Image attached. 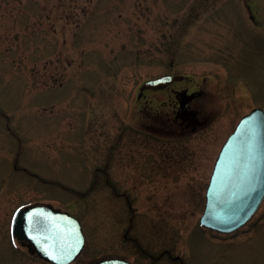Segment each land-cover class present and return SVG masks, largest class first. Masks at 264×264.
<instances>
[{"label": "rangeland", "instance_id": "rangeland-1", "mask_svg": "<svg viewBox=\"0 0 264 264\" xmlns=\"http://www.w3.org/2000/svg\"><path fill=\"white\" fill-rule=\"evenodd\" d=\"M164 74L185 81L137 98ZM184 88L203 90L195 105L210 122L184 134L144 131L150 112L175 107L172 89ZM255 107H264V0H0V264H52L10 235L14 211L38 203L81 219L86 244L72 264L118 255L264 264V205L252 231L214 239L199 225L221 145ZM126 124L115 158L158 163L140 185L133 162L113 164L123 173L111 181L139 207L123 240L131 212L114 207L123 198L106 204L93 173ZM165 249L180 259L154 262Z\"/></svg>", "mask_w": 264, "mask_h": 264}, {"label": "water", "instance_id": "water-1", "mask_svg": "<svg viewBox=\"0 0 264 264\" xmlns=\"http://www.w3.org/2000/svg\"><path fill=\"white\" fill-rule=\"evenodd\" d=\"M166 75L148 80L143 88L165 86L178 79ZM248 120H255L254 151L249 152L242 132ZM253 137L250 135L249 139ZM251 159V167L249 160ZM264 199V111L255 108L243 116L233 133L227 138L216 159L206 191V204L200 217L202 226L211 230L230 233L246 224ZM40 209L52 217L60 227L57 231H34L28 214ZM11 234L26 242L44 260L56 264H69L83 249L85 238L80 221L71 214L51 205L35 204L17 209ZM51 237V238H50ZM62 250H58L61 249ZM52 252L53 255H49ZM61 259H54V256ZM95 264H133L125 259H102Z\"/></svg>", "mask_w": 264, "mask_h": 264}, {"label": "flooded vegetation", "instance_id": "flooded-vegetation-1", "mask_svg": "<svg viewBox=\"0 0 264 264\" xmlns=\"http://www.w3.org/2000/svg\"><path fill=\"white\" fill-rule=\"evenodd\" d=\"M184 79H185L184 77H181L179 80H177L173 83L181 82V81L183 82V81H185ZM173 83L166 85V86L158 87L156 89H143V90L138 92L137 98L141 99L143 97V94L145 93V90H153V91L160 90V89L169 87ZM172 93L174 94V97H175L174 102L172 103V106H175V107H171L169 110H165V112L162 111L161 112L162 114L161 113L157 114L156 112L155 113L150 112V114L148 113L150 119H152V122H150V123L143 122L144 124L141 123L144 126V129H143L144 131L149 132L153 136L158 135L159 132H157V131H161V132L164 131L168 135L169 134L176 135L175 132H178L179 134H184L188 130L195 131L198 128L205 127L210 122L211 117L210 116H204V117L201 116L199 111L197 110V105H195L197 102L196 98L201 97L204 94L203 90L188 91L187 88H184L183 90L172 89ZM161 103H164V106L169 107V102H161ZM147 104H149V102H147ZM252 109L253 108H251L250 110H252ZM262 109L264 110V107ZM247 113H245V114H247ZM158 117H160L164 121L163 127H161L159 130L157 127V118ZM141 124H139V126H142ZM236 124H235V126H236ZM235 126H234V128H235ZM127 127H128L127 124L123 125V126L121 125V128H119L118 133H117L118 138L115 141L116 143L113 145H110V146L109 145L106 146L107 148H106L105 159L101 162L100 168H96L94 170V173H93L95 175L94 178H97L98 174H101L104 178V185H105L104 190H105V195H106L105 198L107 199L106 204H111L110 201H112V200L117 201L118 198H123L124 201L123 202H117V204H115L114 207L115 206L117 207L118 205H122V207L124 205H127V209L130 210V212H131V215L127 220L128 227L125 226V228L122 229L121 238L123 240L127 239V237H128V233H129V231H130V229L134 223V216L136 215V210L139 209V207L134 205L133 201L128 196V192H126L124 187L118 186L117 182L114 183L111 181V177L114 176V174H116V176L121 178L120 177L121 175L119 176V174L123 173V171H121V170H117L115 172L113 164L120 163V162L121 163L128 162V164H130L133 162L135 169H133L131 171L134 173V177L139 179L138 184L140 185V179H141L142 173H143L144 177H154L156 175L155 171H156L157 163H158V161L155 158H154V160L146 158V157L145 158L143 157V159H142L139 155L134 156V159H132V160L128 159L127 161L126 160L120 161L119 159L115 158V156L112 154V151H113L112 148L114 145L117 144V142L120 141L122 134L127 129ZM234 128L232 130H234ZM161 162H163V161H161ZM160 167H163V166L160 165ZM125 169H126V167L124 168V170ZM111 197H114V199H111ZM113 201H112V204L114 203ZM204 205H205V199H204ZM263 205H264V202H263L261 208L263 207ZM117 208H120V207L118 206ZM254 217L246 225H244L240 229H238V230H236L230 234L217 233L214 231H210L206 228H203L201 226L200 227H201L202 231H208L209 234L211 235V237H213L214 239H222V238H227V237H231L234 235H238L239 233H241L245 230L252 231V229L254 227L253 222H255ZM80 221H81V219H80ZM81 223H82V221H81ZM16 242L19 245H22L25 248H27L28 251L32 255L38 257L36 255V253L26 243L21 242V241H16ZM135 244L139 250H142L141 245L137 241H135ZM164 255L169 256L168 258H171L170 260L180 259L179 256H175V257L172 256L171 251L169 249H165L163 252L160 253L159 256L154 257V259H155L154 262H159V261L164 260L162 258ZM104 258H124V259H126L125 257L120 256V255H118V256H107ZM168 258H166V259H168ZM73 262H71L70 264H72ZM132 262L134 264H138V262H136L135 260Z\"/></svg>", "mask_w": 264, "mask_h": 264}, {"label": "snow or ice", "instance_id": "snow-or-ice-1", "mask_svg": "<svg viewBox=\"0 0 264 264\" xmlns=\"http://www.w3.org/2000/svg\"><path fill=\"white\" fill-rule=\"evenodd\" d=\"M257 130V123L255 120H248L245 124L244 131L242 136H244L245 141L248 145L249 152L254 151V134ZM252 136V139H249V136ZM249 166L251 167V159L249 160ZM30 227L36 231L44 234V231L54 232L59 229V225L55 223L52 217L48 216L46 213L42 212L40 209H36L34 212L28 214ZM44 230V231H42ZM51 238V237H50ZM58 250H62L58 249ZM49 255H53L52 252H49ZM54 259H61L60 256H54Z\"/></svg>", "mask_w": 264, "mask_h": 264}]
</instances>
